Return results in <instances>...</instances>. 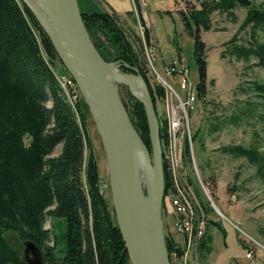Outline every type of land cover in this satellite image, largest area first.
<instances>
[{"label": "trees", "instance_id": "16d2710c", "mask_svg": "<svg viewBox=\"0 0 264 264\" xmlns=\"http://www.w3.org/2000/svg\"><path fill=\"white\" fill-rule=\"evenodd\" d=\"M196 2L199 9L180 12V18L195 42L198 91L204 100L207 62L201 32L211 30L213 11L231 7L234 0H222L221 4L215 0ZM86 12H81L82 18L101 58L121 64L125 70L138 71L149 86L154 104L156 97L162 99L164 90L149 83L118 17ZM246 24L264 29V13L250 11ZM145 38L150 43L146 30ZM256 47L246 51L245 58H258V65L264 69V46ZM235 53L240 51L235 49ZM56 62L70 77L25 4L21 0H0V264H27L21 251L6 239L8 234L37 244L44 264H131L115 214L103 194L78 87L71 77L73 86H62ZM255 90L264 100V85L256 84ZM131 116L142 142H149L141 103L136 102ZM161 133V139L165 138L166 128ZM58 147L60 154L53 157ZM224 151L251 161L257 158L255 151L240 147ZM169 178L165 173L166 189ZM47 220L53 224L51 230L45 227ZM213 225L221 230L219 224ZM52 239L56 246H51ZM211 244L210 235L200 243L201 258L212 252ZM166 245L171 257L173 240L168 237ZM176 253L178 258L183 255L180 250Z\"/></svg>", "mask_w": 264, "mask_h": 264}, {"label": "rangeland", "instance_id": "374dc122", "mask_svg": "<svg viewBox=\"0 0 264 264\" xmlns=\"http://www.w3.org/2000/svg\"><path fill=\"white\" fill-rule=\"evenodd\" d=\"M144 1L135 0L136 8L133 0H77V3L82 13L85 10L86 13H92V5L97 7V12L110 7L124 12L135 9L131 18L120 21V25L128 34L133 52L153 88L159 85L164 89L163 80L168 79L171 83L163 69L173 62L188 66L193 82L199 83L195 42L186 32L180 18V12H187L192 7L199 9L196 0H166L164 4L156 0ZM215 1L222 3V0ZM248 1V8L234 0L231 7L216 9L209 18L211 30L201 32V39L206 46L207 95L204 103L190 116L196 136L193 140L195 160L189 163L188 168L184 166V171L211 220L215 254L211 252L202 258L198 257V264L207 263L215 256L231 258L229 264H264V100L255 90L256 84L264 85V69L258 65V58H245L246 51L256 49L258 45L264 46V29L256 24H246L250 11L264 13V0ZM145 30L149 32L150 41L155 44L154 58L146 49L150 44L146 41ZM235 49L240 53H235ZM107 64L123 75L143 77L138 71L125 70L121 64ZM62 70L56 62L55 71L63 83L68 75H64ZM113 85L133 126L131 115L136 102H141L132 95L128 86L116 81ZM172 85L177 89L175 83ZM79 99L86 114L87 130L94 147L103 194L114 214L105 151L80 92ZM155 108L161 122L165 112L164 101L156 99ZM144 111L149 128V142L144 141V145L152 155L150 124L145 107ZM184 147H187L185 154L188 158L190 148L181 138L178 152L182 160ZM239 147L255 151L257 158L251 161L224 151ZM60 151L61 147H58L53 157H57ZM162 217L166 240L168 237L172 239L174 234L178 236L177 218L170 198L165 200ZM213 223L219 224L221 230ZM52 225L47 220L45 227L51 230ZM6 239L21 251L24 259V242L14 234L6 235ZM52 240L51 246H56ZM250 245L255 251L253 260L246 259V248ZM173 259L171 256V263Z\"/></svg>", "mask_w": 264, "mask_h": 264}, {"label": "water", "instance_id": "95a60500", "mask_svg": "<svg viewBox=\"0 0 264 264\" xmlns=\"http://www.w3.org/2000/svg\"><path fill=\"white\" fill-rule=\"evenodd\" d=\"M51 41L58 58L76 83L93 118L105 151L112 202L117 226L131 264H171L163 224L165 174L161 131L154 100L143 77V99L132 95L145 107L151 131L152 155L146 153L139 176L135 159L132 126L119 93L106 72L109 66L95 49L79 10L77 0H41L46 18L32 0H21ZM241 6L248 0H237ZM27 264H44L42 250L32 241L24 242Z\"/></svg>", "mask_w": 264, "mask_h": 264}, {"label": "built area", "instance_id": "2783aa9c", "mask_svg": "<svg viewBox=\"0 0 264 264\" xmlns=\"http://www.w3.org/2000/svg\"><path fill=\"white\" fill-rule=\"evenodd\" d=\"M164 4L166 0H156ZM147 49L148 54L153 58L155 56V47L151 41ZM164 74L170 78L172 84L177 85V89L167 80L164 82V109L160 131L166 128V137L161 139L162 159L164 174L167 173L170 185L164 193V203L166 198H170L171 204L175 210L177 218L176 226L178 236H172L175 251L172 253L173 260L171 264H198L200 243L209 235L211 220L206 213L202 201L194 192L184 166L189 167V163L195 160L193 140L195 133L191 126V113L197 110L204 101L200 98L198 83H194L191 76V70L182 62H173L163 69ZM62 86H73L70 77L63 79ZM159 86V85H158ZM156 99H158L156 97ZM162 137V133H161ZM183 139V143L189 146V157L185 154L186 148H183V160L178 152V141ZM178 155V156H177ZM182 170V172H180ZM167 193V194H166ZM176 250L182 252L178 258ZM255 251L253 247L246 248V259L253 260ZM194 259V260H193Z\"/></svg>", "mask_w": 264, "mask_h": 264}, {"label": "bare ground", "instance_id": "6f19581e", "mask_svg": "<svg viewBox=\"0 0 264 264\" xmlns=\"http://www.w3.org/2000/svg\"><path fill=\"white\" fill-rule=\"evenodd\" d=\"M35 5L38 7V9L41 11V13L44 14L46 18H49V14L47 12V9L45 5L42 3L41 0H32ZM106 72L109 76L111 84L113 82H119L126 86H128L131 91L140 99H143V92L142 87L140 84V81L136 77L126 76L121 73H119L116 69H114L112 66H106ZM140 137L138 135L134 136V149H135V159L137 163V171L139 173V176L142 172V169L145 165V163L148 162V158L145 152H143L140 149ZM142 141V140H141Z\"/></svg>", "mask_w": 264, "mask_h": 264}, {"label": "crops", "instance_id": "0c3cea01", "mask_svg": "<svg viewBox=\"0 0 264 264\" xmlns=\"http://www.w3.org/2000/svg\"><path fill=\"white\" fill-rule=\"evenodd\" d=\"M134 1V6H135V8H136V3H135V0H133ZM139 1H144V0H139ZM145 2V1H144ZM146 3V2H145ZM147 4V3H146ZM105 8H106V6H105ZM92 10H96L97 11V7L96 6H94V5H92L91 6V11ZM86 11V10H85ZM103 12H106V13H109V14H114V15H116L117 17H118V19L120 20V21H128L129 20V18H131L130 17V15H129V13H135V9L134 10H132V11H127V12H124V11H122V10H120V9H118V8H114V7H110V8H106ZM209 235L212 237V232H211V229L209 230ZM211 246H212V244H211ZM226 246V245H225ZM212 252L214 253V251H213V247H212ZM215 254V253H214ZM213 254V255H214ZM215 256V255H214ZM206 260V259H205ZM228 261H232V259L231 258H224V257H219V256H215L214 258H212L209 262H207V263H203V264H223L224 262L226 263H228L229 264V262ZM205 262V261H204Z\"/></svg>", "mask_w": 264, "mask_h": 264}]
</instances>
